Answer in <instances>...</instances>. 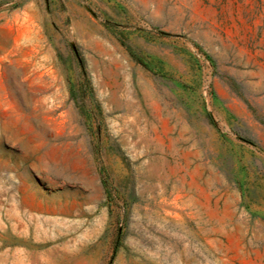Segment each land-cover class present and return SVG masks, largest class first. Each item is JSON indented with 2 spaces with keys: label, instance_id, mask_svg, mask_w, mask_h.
Segmentation results:
<instances>
[{
  "label": "rangeland",
  "instance_id": "rangeland-1",
  "mask_svg": "<svg viewBox=\"0 0 264 264\" xmlns=\"http://www.w3.org/2000/svg\"><path fill=\"white\" fill-rule=\"evenodd\" d=\"M0 264H264V0H0Z\"/></svg>",
  "mask_w": 264,
  "mask_h": 264
},
{
  "label": "bare ground",
  "instance_id": "bare-ground-1",
  "mask_svg": "<svg viewBox=\"0 0 264 264\" xmlns=\"http://www.w3.org/2000/svg\"><path fill=\"white\" fill-rule=\"evenodd\" d=\"M163 182V181H162ZM161 188V187H160ZM163 192V191H162ZM157 201V200H156Z\"/></svg>",
  "mask_w": 264,
  "mask_h": 264
}]
</instances>
